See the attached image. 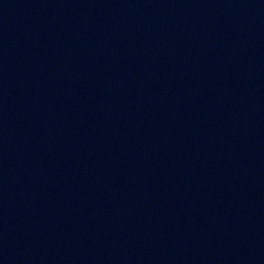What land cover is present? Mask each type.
I'll use <instances>...</instances> for the list:
<instances>
[{
  "label": "water",
  "instance_id": "water-1",
  "mask_svg": "<svg viewBox=\"0 0 264 264\" xmlns=\"http://www.w3.org/2000/svg\"><path fill=\"white\" fill-rule=\"evenodd\" d=\"M264 214V0H0V264H221Z\"/></svg>",
  "mask_w": 264,
  "mask_h": 264
}]
</instances>
